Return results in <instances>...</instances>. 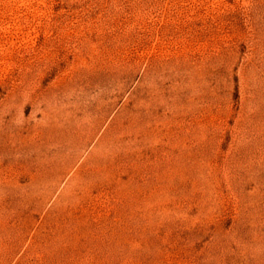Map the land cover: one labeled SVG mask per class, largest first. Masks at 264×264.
<instances>
[{
	"label": "rangeland",
	"instance_id": "374dc122",
	"mask_svg": "<svg viewBox=\"0 0 264 264\" xmlns=\"http://www.w3.org/2000/svg\"><path fill=\"white\" fill-rule=\"evenodd\" d=\"M0 264H264V0H0Z\"/></svg>",
	"mask_w": 264,
	"mask_h": 264
}]
</instances>
